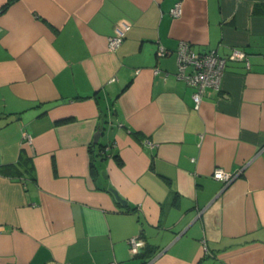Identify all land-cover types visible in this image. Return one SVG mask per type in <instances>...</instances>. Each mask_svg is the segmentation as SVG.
I'll return each instance as SVG.
<instances>
[{
	"label": "crops",
	"instance_id": "1",
	"mask_svg": "<svg viewBox=\"0 0 264 264\" xmlns=\"http://www.w3.org/2000/svg\"><path fill=\"white\" fill-rule=\"evenodd\" d=\"M7 1L0 264H264V0ZM181 40L227 58L198 107Z\"/></svg>",
	"mask_w": 264,
	"mask_h": 264
},
{
	"label": "built area",
	"instance_id": "2",
	"mask_svg": "<svg viewBox=\"0 0 264 264\" xmlns=\"http://www.w3.org/2000/svg\"><path fill=\"white\" fill-rule=\"evenodd\" d=\"M171 13L177 15L179 13V5L176 4L175 7L171 9ZM129 28V21L126 19L118 20L114 26V34L108 39V47L113 49L118 46ZM157 53L163 56L166 54V50L162 45H159ZM176 57L177 69L175 76L194 88L192 99L194 106L198 107L207 89L211 88L218 90L220 88L227 58L217 54L215 51L196 52L185 40L179 41L176 49ZM244 57L245 53L243 51L233 49L231 58ZM25 140L28 143L32 142L29 135H25ZM212 175L214 178L225 182L229 181L232 177L230 173L221 168H215ZM144 245L145 241L140 235L129 239V251L133 255L141 253ZM107 264L120 263L117 261H110Z\"/></svg>",
	"mask_w": 264,
	"mask_h": 264
},
{
	"label": "water",
	"instance_id": "3",
	"mask_svg": "<svg viewBox=\"0 0 264 264\" xmlns=\"http://www.w3.org/2000/svg\"><path fill=\"white\" fill-rule=\"evenodd\" d=\"M97 135L95 136L94 138V141H97ZM109 190L114 194V196L116 197V199L118 201H121V202H125L124 199H122V197L115 191V189H113L112 187L109 188Z\"/></svg>",
	"mask_w": 264,
	"mask_h": 264
},
{
	"label": "trees",
	"instance_id": "4",
	"mask_svg": "<svg viewBox=\"0 0 264 264\" xmlns=\"http://www.w3.org/2000/svg\"><path fill=\"white\" fill-rule=\"evenodd\" d=\"M13 0H8L5 4L2 5L1 10L5 9ZM101 148L98 149V152H101Z\"/></svg>",
	"mask_w": 264,
	"mask_h": 264
}]
</instances>
